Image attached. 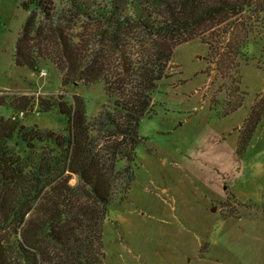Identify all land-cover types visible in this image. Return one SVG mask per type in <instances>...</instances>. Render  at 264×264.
Returning a JSON list of instances; mask_svg holds the SVG:
<instances>
[{
    "label": "trees",
    "instance_id": "1",
    "mask_svg": "<svg viewBox=\"0 0 264 264\" xmlns=\"http://www.w3.org/2000/svg\"><path fill=\"white\" fill-rule=\"evenodd\" d=\"M24 8L16 66L37 73L50 61L64 87L102 84L108 101L89 118L81 96L54 98L48 108L66 121L63 134L0 117V264H106L109 207L136 180L140 126L156 113L175 50L201 39L213 52L209 34L231 30L227 49L248 63L264 0H28ZM259 98L239 133L240 157L263 126ZM10 107L25 111L17 100ZM242 107L229 101L222 117Z\"/></svg>",
    "mask_w": 264,
    "mask_h": 264
},
{
    "label": "rangeland",
    "instance_id": "2",
    "mask_svg": "<svg viewBox=\"0 0 264 264\" xmlns=\"http://www.w3.org/2000/svg\"><path fill=\"white\" fill-rule=\"evenodd\" d=\"M27 1L0 0V117L16 114L10 106L17 100L21 124L63 134L66 121L48 108L54 98L81 96L89 118L108 98L102 84L64 87L50 61L37 73L16 66ZM71 26L75 35L84 32L83 21ZM257 32L248 63L227 49L231 30L209 34L213 52L201 39L175 50L154 95L156 113L140 126L136 180L109 207L106 264H264V128L244 157L237 153L244 120L264 93V21ZM229 101L243 107L223 118Z\"/></svg>",
    "mask_w": 264,
    "mask_h": 264
},
{
    "label": "built area",
    "instance_id": "3",
    "mask_svg": "<svg viewBox=\"0 0 264 264\" xmlns=\"http://www.w3.org/2000/svg\"><path fill=\"white\" fill-rule=\"evenodd\" d=\"M25 115L24 112H17L13 116L9 117L12 121H18L20 118H22Z\"/></svg>",
    "mask_w": 264,
    "mask_h": 264
},
{
    "label": "crops",
    "instance_id": "4",
    "mask_svg": "<svg viewBox=\"0 0 264 264\" xmlns=\"http://www.w3.org/2000/svg\"><path fill=\"white\" fill-rule=\"evenodd\" d=\"M241 109H242V108H241ZM241 109H240V110H241ZM237 112H239V111H237ZM237 112H236V113H237ZM234 114H235V113H234ZM261 127L264 128V124H263V126H261ZM238 140H239V136H238ZM262 155L264 156V151H263Z\"/></svg>",
    "mask_w": 264,
    "mask_h": 264
}]
</instances>
